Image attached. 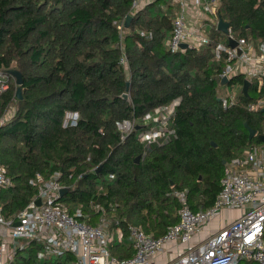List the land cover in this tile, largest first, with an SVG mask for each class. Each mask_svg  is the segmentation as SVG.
Returning a JSON list of instances; mask_svg holds the SVG:
<instances>
[{
  "label": "trees",
  "instance_id": "trees-1",
  "mask_svg": "<svg viewBox=\"0 0 264 264\" xmlns=\"http://www.w3.org/2000/svg\"><path fill=\"white\" fill-rule=\"evenodd\" d=\"M219 1L216 17L235 38L264 44V0ZM160 2L131 13L130 0H0V70L22 76L21 99L14 80L0 95V117L13 109L0 124V165L11 180L0 191L6 218L36 195L29 184L35 174L47 179L58 172L67 189L58 201L69 213L81 206L85 220L97 224L101 212L90 206H98L123 229L130 224L159 237L177 221L174 192L185 190L193 211L210 207L223 162L260 143L264 113L248 106L264 99V85L244 96L240 77L220 84L224 62L213 50L227 37L212 24L207 45L169 53L165 42L177 7ZM233 85L236 103L222 109L220 91ZM177 99L167 118L172 134L140 142L139 134L154 125L143 117ZM67 112L78 114L76 125H63ZM124 120L133 127L121 139L116 123ZM244 124L255 130L252 140ZM117 246L110 247L112 256L133 255L131 247ZM41 249L28 242L7 264L74 263L67 253L39 259Z\"/></svg>",
  "mask_w": 264,
  "mask_h": 264
},
{
  "label": "built area",
  "instance_id": "built-area-1",
  "mask_svg": "<svg viewBox=\"0 0 264 264\" xmlns=\"http://www.w3.org/2000/svg\"><path fill=\"white\" fill-rule=\"evenodd\" d=\"M152 1L130 0V12L134 13ZM171 2L177 9L165 42L167 51L176 53L207 45L210 39L201 17L208 18L209 24L216 27L220 1ZM226 37V43H217L213 50L214 59L224 62L218 80L225 78L229 82L240 77L242 83L247 80L249 87L255 86L256 94L260 93L264 85V44L235 38L230 29ZM228 38L236 41L234 47L229 46ZM182 44L186 48H181ZM11 80L9 75L0 70V95L8 90ZM219 100L222 109L231 108L236 103V93L221 96ZM177 104L178 99L147 113L144 119H152L154 125L139 134V141L150 144L161 138L165 131L172 134L166 130L167 119L161 121L157 114L163 111L173 114L172 107L175 108ZM256 108H264V99L248 106V110ZM12 116L11 108L0 117V124ZM78 118L76 112H67L63 125L74 126ZM132 127L133 123L126 120L116 123L121 139L131 132ZM59 177L58 172L47 179L35 174L29 184L35 187L36 195L13 217L6 218L0 208V264L11 261L16 248H23L28 242L42 245L37 255L39 259L67 253L73 257V264H157L155 258L161 254L172 255L158 264H264L262 142L251 144L240 155L224 163L220 189L210 207L193 211L187 192H174L179 205L177 221L159 237L146 234L140 227L130 224H126L124 230L117 220L112 223L111 219L114 218H108L98 206H90L96 212H101L97 224L85 220L88 215L84 214L81 206L69 213L67 207L58 201L61 197L59 191L65 188L58 181ZM9 186L11 180L0 165V191ZM38 198L39 206L35 204ZM223 212H236L237 215L223 220ZM114 244H127L133 249V255L126 259L112 256L110 247Z\"/></svg>",
  "mask_w": 264,
  "mask_h": 264
},
{
  "label": "water",
  "instance_id": "water-1",
  "mask_svg": "<svg viewBox=\"0 0 264 264\" xmlns=\"http://www.w3.org/2000/svg\"><path fill=\"white\" fill-rule=\"evenodd\" d=\"M129 20H130V16H127L126 19H125V22L123 24L124 28H127ZM216 29L218 31H220L221 33H223V34H228L229 23L218 18L217 19V24H216ZM228 44H229L230 47H234L236 45V41L231 39V38H228ZM181 48H183V49L186 48V45L182 44ZM3 73L9 75L14 80V83H15V85L17 87V89H16V98L17 99H21L20 85L22 84V76H21L20 72L18 70H16V69H9V70H5V71L3 70ZM227 83H228V81L225 78H223L220 81V84L222 86L226 85ZM248 87H249V82L247 80H244L243 83H242V88H241V93L244 96H248ZM122 97L124 99L128 98L127 94H123ZM262 112L264 113V108L262 109ZM244 127H245V129L247 131L248 140H252L253 138H255V135H256L255 130L249 128L246 124H244ZM257 138H258V140L260 142L264 143V135H258ZM212 146H214V144H212ZM224 163L225 162H223V164ZM66 191H67L66 188H62L59 191L60 196L62 197L66 193ZM35 204L37 206L40 205L39 198L35 200Z\"/></svg>",
  "mask_w": 264,
  "mask_h": 264
},
{
  "label": "rangeland",
  "instance_id": "rangeland-1",
  "mask_svg": "<svg viewBox=\"0 0 264 264\" xmlns=\"http://www.w3.org/2000/svg\"><path fill=\"white\" fill-rule=\"evenodd\" d=\"M163 1H165V0H161V2H163ZM169 3H171V0H167ZM160 2V3H161ZM163 10H164V8H163ZM201 19H204L203 20V22L205 23L204 24V29H205V32H206V34L208 35V34H210L211 33V28H212V26L209 24V23H211L210 22V20L208 19V18H204V16H202L201 17ZM238 38V37H237ZM12 81H13V79H12ZM238 88H239V86L237 87L236 85H233V87L230 89V88H227V89H225V91H224V88H222L221 89V91H220V96H228V95H230V94H233V93H236L237 91H238ZM249 96H250V98H252V99H256L257 98V95L252 91V88H250V91H249ZM174 110V107H172V111ZM172 114V113H171ZM171 114H169V112L168 111H163V112H160V114H157V116H158V119H160L161 121H164L165 119H167L168 117H169V115H171ZM156 115H154V117H155ZM153 120L152 119H144V117H143V122L145 123V124H149V123H153L152 122ZM147 141H143L142 140V143H145L146 145H150V144H147L146 143ZM152 143V142H151ZM237 215V213L236 212H233L232 214L230 213V212H223V214H222V217H223V220L225 219V218H227V217H231V216H233V217H235ZM115 246H116V248L115 249H119L120 247L119 246H117V245H127V244H114ZM168 257H166V256H163V257H161L160 259L161 260H163V259H167ZM161 260H159V261H161ZM163 261H165V260H163ZM158 263H160V262H158ZM157 263V264H158Z\"/></svg>",
  "mask_w": 264,
  "mask_h": 264
},
{
  "label": "crops",
  "instance_id": "crops-1",
  "mask_svg": "<svg viewBox=\"0 0 264 264\" xmlns=\"http://www.w3.org/2000/svg\"><path fill=\"white\" fill-rule=\"evenodd\" d=\"M225 213H226V212H225ZM230 213H231V212H230ZM231 214H232V213H231ZM215 225H217V224L215 223ZM215 225H213L214 228L217 227V226H215ZM174 251H175V250H172V252H174ZM171 255H172V254H161V255H157L156 258H155V261H156V262H159V260H161L160 258L163 257V256H166V257L170 258ZM168 258H167V259H168ZM163 260H166V259H163ZM163 260H161L160 262H162Z\"/></svg>",
  "mask_w": 264,
  "mask_h": 264
}]
</instances>
